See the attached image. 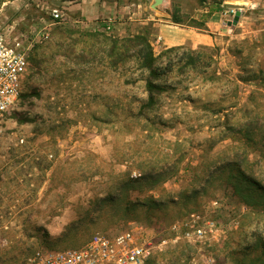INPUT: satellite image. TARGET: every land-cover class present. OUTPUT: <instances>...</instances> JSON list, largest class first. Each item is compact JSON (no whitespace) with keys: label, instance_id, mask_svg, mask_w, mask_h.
I'll use <instances>...</instances> for the list:
<instances>
[{"label":"rangeland","instance_id":"rangeland-1","mask_svg":"<svg viewBox=\"0 0 264 264\" xmlns=\"http://www.w3.org/2000/svg\"><path fill=\"white\" fill-rule=\"evenodd\" d=\"M228 5L246 3L164 0L153 9L198 26ZM53 9L65 12L57 0L0 3V36L30 55L22 96L0 116V264L140 227L167 240L151 264H207L171 239V226L193 211L223 227L239 220L211 250L215 264H264V95L236 82L264 62L255 50L264 33L259 42L233 38L237 58L177 47L148 65L138 34L108 32L106 18L56 21ZM48 24L49 36H39Z\"/></svg>","mask_w":264,"mask_h":264},{"label":"built area","instance_id":"built-area-1","mask_svg":"<svg viewBox=\"0 0 264 264\" xmlns=\"http://www.w3.org/2000/svg\"><path fill=\"white\" fill-rule=\"evenodd\" d=\"M236 12L229 6L222 10L226 17H234ZM52 16L56 21L68 20L59 9H53ZM113 23L108 20L104 29L110 32ZM49 27L50 24L43 26L38 35L48 37ZM29 68L30 55L26 49L20 43H12L0 36V116L19 102ZM213 205L221 210L225 207L219 199ZM228 221V225L223 227L217 219L193 211L171 226V239L194 246L205 256L207 264H215L216 257L211 250L223 247L229 233L239 224V220L232 216ZM165 244L166 239L156 243L147 236L144 227L116 233L95 232L81 247L41 248L31 254L24 264H151L157 250H162Z\"/></svg>","mask_w":264,"mask_h":264},{"label":"crops","instance_id":"crops-1","mask_svg":"<svg viewBox=\"0 0 264 264\" xmlns=\"http://www.w3.org/2000/svg\"><path fill=\"white\" fill-rule=\"evenodd\" d=\"M243 1L246 6L240 8L243 13L238 24L233 26L224 24L225 20L232 18L224 16L222 10L217 9L211 10L209 16L204 18V23L198 26L175 22L169 19L171 15L165 8L153 9L154 0L150 1L149 5L142 2L121 3L119 0H57V3L65 10L63 13L68 19L73 17L72 20L76 19L81 25L97 23L106 18L104 23L112 20L114 23L111 31L114 30L119 35H145L155 54L177 47L192 51L221 47V52L226 51V55L237 58L230 54V42L233 38L248 37L259 42V37L264 33V0ZM256 47L255 50L264 55V46L258 43ZM236 60L238 59H235V64L239 66ZM260 62L259 59V63L248 65V70L252 71L254 76L248 79L238 77L236 80L245 86L249 95H264V62ZM99 148L100 146L97 149L100 150Z\"/></svg>","mask_w":264,"mask_h":264},{"label":"trees","instance_id":"trees-1","mask_svg":"<svg viewBox=\"0 0 264 264\" xmlns=\"http://www.w3.org/2000/svg\"><path fill=\"white\" fill-rule=\"evenodd\" d=\"M175 22H180V21H175ZM137 39H139L140 41H142L145 45V50L146 53L144 55L145 58V62L149 65H151V63H153L154 61V51L152 49L151 43L149 42L148 38L145 35H137L136 36ZM155 86L154 83L149 82V87H153Z\"/></svg>","mask_w":264,"mask_h":264},{"label":"water","instance_id":"water-1","mask_svg":"<svg viewBox=\"0 0 264 264\" xmlns=\"http://www.w3.org/2000/svg\"><path fill=\"white\" fill-rule=\"evenodd\" d=\"M164 2V0H155L154 3L152 4L153 8H157L159 5H161ZM230 7L232 8H238L236 14L234 15V17L232 19L229 20H225L224 24L228 25V26H233V25H237L239 22V18L241 16L242 10L240 9V7H238V5H230Z\"/></svg>","mask_w":264,"mask_h":264}]
</instances>
